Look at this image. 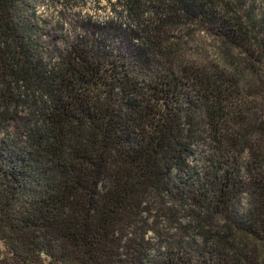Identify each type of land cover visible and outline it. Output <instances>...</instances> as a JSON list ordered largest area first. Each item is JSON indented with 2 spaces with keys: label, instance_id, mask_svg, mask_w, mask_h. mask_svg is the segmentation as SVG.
I'll return each instance as SVG.
<instances>
[{
  "label": "trees",
  "instance_id": "obj_1",
  "mask_svg": "<svg viewBox=\"0 0 264 264\" xmlns=\"http://www.w3.org/2000/svg\"><path fill=\"white\" fill-rule=\"evenodd\" d=\"M262 1L125 0V28L0 0V122L14 85L39 114L0 124V264H264Z\"/></svg>",
  "mask_w": 264,
  "mask_h": 264
},
{
  "label": "rangeland",
  "instance_id": "obj_2",
  "mask_svg": "<svg viewBox=\"0 0 264 264\" xmlns=\"http://www.w3.org/2000/svg\"><path fill=\"white\" fill-rule=\"evenodd\" d=\"M248 1L250 0H245L246 4ZM262 2V0H254V5L259 8ZM36 3L38 9L43 11L48 17L55 18L62 13L63 18L61 20L62 22L64 21L65 26H68L73 19L84 15H89L98 20L111 19L113 22L125 28H127V26L132 27L136 24V20L131 16L126 7L125 0H36ZM125 31L132 48H139L142 36L140 34L133 35L129 30ZM174 35L181 49L187 52V54L190 53L191 56L195 57L205 52L208 54L207 58L214 57L211 44L215 41L205 30L204 32L199 31L196 29L195 25L188 24L187 26H182L180 30H175ZM33 85L31 84L30 87L24 89L21 86L18 87L14 85L13 91H10V94L14 95V100L16 101L13 100L14 106L16 104L14 107L16 111L12 113L15 117L12 116L7 122H0L1 125L7 123V126L5 125L6 132H11L15 125H18L19 129L22 125V118L33 119V116H39L38 110L35 111V104L32 100V97H34L36 93V91L32 89L34 88ZM35 90H37V88H35ZM261 103L264 104V102ZM261 107H264V105ZM5 131L1 130L0 133H6ZM201 162L203 161L200 159L197 160V165L200 168L202 167L201 164H199ZM180 216L186 217L185 212H182Z\"/></svg>",
  "mask_w": 264,
  "mask_h": 264
}]
</instances>
